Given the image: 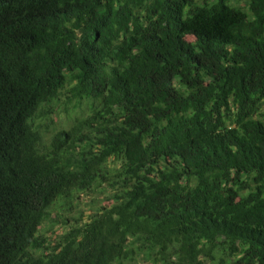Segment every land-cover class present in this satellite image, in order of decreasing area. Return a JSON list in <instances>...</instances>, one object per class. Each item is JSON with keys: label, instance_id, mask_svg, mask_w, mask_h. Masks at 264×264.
<instances>
[{"label": "trees", "instance_id": "trees-1", "mask_svg": "<svg viewBox=\"0 0 264 264\" xmlns=\"http://www.w3.org/2000/svg\"><path fill=\"white\" fill-rule=\"evenodd\" d=\"M0 264H264V0H0Z\"/></svg>", "mask_w": 264, "mask_h": 264}, {"label": "rangeland", "instance_id": "rangeland-1", "mask_svg": "<svg viewBox=\"0 0 264 264\" xmlns=\"http://www.w3.org/2000/svg\"><path fill=\"white\" fill-rule=\"evenodd\" d=\"M53 111L54 112L52 113L51 118L54 122V125L50 130H54V128H60L61 126H65V123L67 121H69L68 122L69 125L72 118L76 116L78 117L85 116L89 113L85 100H83L80 104H77L76 101L67 102V98L65 96V89H62L60 91V96L56 101V103L54 104ZM89 199L90 198H86L85 200L86 202H84L81 205L80 208L81 212L79 210V212L82 213L83 221L87 219V216L89 215V213H91V209L93 208L92 207L93 202H91ZM74 215L78 216L79 215L78 211H75ZM52 217H54V215H52ZM59 226L60 225H56L55 227L54 226L52 227L50 223L45 222V224L42 225L41 230L44 231L43 233L46 237L50 238V241L54 242V239L57 237V234L61 230L58 229Z\"/></svg>", "mask_w": 264, "mask_h": 264}]
</instances>
